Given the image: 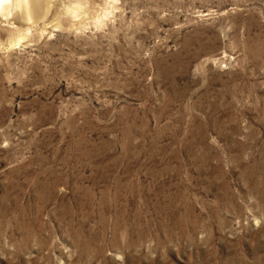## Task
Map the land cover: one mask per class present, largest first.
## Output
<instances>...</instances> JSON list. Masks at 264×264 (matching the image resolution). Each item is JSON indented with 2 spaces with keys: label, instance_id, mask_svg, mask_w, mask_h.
I'll use <instances>...</instances> for the list:
<instances>
[{
  "label": "rangeland",
  "instance_id": "374dc122",
  "mask_svg": "<svg viewBox=\"0 0 264 264\" xmlns=\"http://www.w3.org/2000/svg\"><path fill=\"white\" fill-rule=\"evenodd\" d=\"M41 3L0 16V264H264V0Z\"/></svg>",
  "mask_w": 264,
  "mask_h": 264
},
{
  "label": "bare ground",
  "instance_id": "6f19581e",
  "mask_svg": "<svg viewBox=\"0 0 264 264\" xmlns=\"http://www.w3.org/2000/svg\"><path fill=\"white\" fill-rule=\"evenodd\" d=\"M41 4V0H0V14H2L0 16H3L8 23L17 21L22 25H30L25 28L29 30L35 16L37 17L42 11Z\"/></svg>",
  "mask_w": 264,
  "mask_h": 264
}]
</instances>
